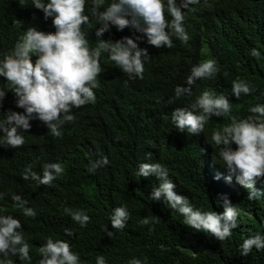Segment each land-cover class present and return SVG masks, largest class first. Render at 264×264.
<instances>
[{
    "label": "trees",
    "instance_id": "obj_1",
    "mask_svg": "<svg viewBox=\"0 0 264 264\" xmlns=\"http://www.w3.org/2000/svg\"><path fill=\"white\" fill-rule=\"evenodd\" d=\"M90 3H86V14ZM190 8L183 22L190 37L186 44L173 35L174 47L157 49L142 33L128 28L126 35L149 56L142 79L129 80L114 66L99 79L94 89L96 102L72 110L75 119L62 125L61 137L50 131L40 135L42 128H36L25 135L23 146L0 147V193H5L0 213L21 221L25 238L32 245L30 264H37L38 248L47 237L68 239L82 264H95L99 255L105 256L107 264H130L132 258L143 264H264V250L253 249L247 256L239 253L243 239L264 234V196L255 200L231 198L240 209L239 226L231 237L219 241L185 225L183 217L162 200L149 198L159 186L156 177L136 175L141 162H159L169 170L177 194L202 211L222 212L220 196L215 194L218 186L210 178L201 179V153L206 143L214 146L212 132L222 129L230 118L213 117L202 136L193 138L177 131L168 114L177 107L189 108L204 91L227 95L232 103L230 116L238 119L250 115L254 104L264 103V0H200ZM29 27L55 31L51 18L45 20L43 12L32 7V0H0V58L11 52ZM119 32L114 29L112 42L121 39L117 38ZM89 46L94 48V43ZM254 48L261 52L260 58L251 55ZM32 59L34 62L35 57ZM208 59L217 62L219 72L198 80L191 96L169 103L178 85L187 87L192 67ZM239 79L255 90L238 100L231 94L233 82ZM2 87L7 85L0 78ZM8 92L11 98L13 94ZM16 112L22 110L17 108ZM99 154L107 156L109 164L90 173L89 162ZM212 156L221 163L217 149L213 148ZM47 163L63 167L51 185L37 186L31 179H22L26 166L42 175ZM13 194L28 201L27 207L37 213L35 218L25 217L13 206ZM120 206L130 213L122 231L111 229L109 224L112 210ZM65 207L83 209L90 216L87 226L81 228L72 221ZM143 218L151 223L142 224ZM105 227L113 231L111 238L104 233ZM65 229L74 235L66 237ZM10 258L15 264H29L18 256Z\"/></svg>",
    "mask_w": 264,
    "mask_h": 264
},
{
    "label": "clouds",
    "instance_id": "obj_2",
    "mask_svg": "<svg viewBox=\"0 0 264 264\" xmlns=\"http://www.w3.org/2000/svg\"><path fill=\"white\" fill-rule=\"evenodd\" d=\"M199 2L91 0L86 14L88 0H32V7L41 10L45 20L51 18L55 31L46 33L29 27L11 52L0 58V78L7 85L0 88V147L23 146L25 135L36 128H42L40 135L50 131L54 137H61L62 125L75 119L72 110L96 102L94 89L99 79L114 66L127 74L129 80L142 79L149 56L146 49L138 47L134 38L126 35L128 28L142 33L147 43L157 49L174 47L173 35L186 44L190 39L183 23L186 11ZM106 3L107 7H104ZM114 29L120 31L117 38L121 39L112 42L111 38H116L112 33ZM89 42L94 43V48L89 46ZM251 55L260 58L261 52L254 48ZM219 70L214 59L193 66L186 80L187 87L178 85L169 103L183 95L191 96L192 86L198 80H207ZM254 90L247 81L239 79L232 84L231 96L239 100ZM8 91L13 94L11 98ZM17 108L22 112H16ZM231 110L232 103L227 95L204 91L189 108L177 107L168 114L177 131L193 138L202 136L207 122L213 117L230 118L222 129L212 132L210 142L214 146L206 143L201 153V179L210 178L218 186L219 192L215 194L220 196L218 202L222 212L202 211L195 208L186 196L177 194V185L170 178L169 170L159 162H141L136 171L139 177H156L160 181L149 196L151 200H162L183 217L185 225L219 241L231 237L233 229L239 226L240 209L231 203V198L244 196L255 200L264 196V103L251 106V114L246 118L230 116ZM213 148L217 149L220 164L212 156ZM108 164V157L99 154L98 159L89 162L88 171L94 173ZM62 172L60 163L43 165L42 175L32 171V166L28 165L22 179H31L37 186L51 185ZM4 198L5 193H0V200ZM11 199L13 206L20 209L25 217L35 218V209L27 207L28 201L22 196L13 194ZM64 212L81 228L90 221V216L83 209L65 207ZM245 212L249 215L248 211ZM129 218L126 207L114 208L109 216L111 229L122 231ZM141 223L148 225L151 221L143 218ZM103 231L108 238L114 235L107 227ZM64 232L69 238L74 235L71 229ZM31 247L21 221L13 215L0 213V264H15L10 258L13 256L30 264ZM253 249L264 250V234L256 233L243 239L239 253L247 256ZM38 252L37 264H82L68 239L47 237ZM95 264H107L105 256H97ZM130 264L143 262L132 258Z\"/></svg>",
    "mask_w": 264,
    "mask_h": 264
}]
</instances>
